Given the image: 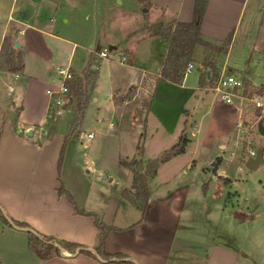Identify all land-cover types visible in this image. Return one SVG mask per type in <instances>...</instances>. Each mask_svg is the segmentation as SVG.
Here are the masks:
<instances>
[{
  "label": "crops",
  "instance_id": "0c3cea01",
  "mask_svg": "<svg viewBox=\"0 0 264 264\" xmlns=\"http://www.w3.org/2000/svg\"><path fill=\"white\" fill-rule=\"evenodd\" d=\"M157 4L174 24L193 19L195 0ZM15 11L12 2L0 29V50L14 29L17 36H24L18 40L24 51V68L18 71L15 89L20 108L0 131V204L5 211L42 234L89 247L96 244L92 214L96 213L112 227L105 250L127 254L138 264H264V256L257 250L247 252L206 232L208 216L215 210L221 217L222 203L237 194L231 186L244 153L235 127V107L218 99L206 80L200 81L205 65L207 75L209 68L242 71L254 86L264 87V80H256L255 72L256 67L264 68V0H207L200 21L202 40L219 44L232 32L231 40L224 52L214 50L206 62L202 43H197L192 54L197 71L192 69L179 82L161 74L168 41L153 35L155 28H148L152 22L106 38L107 45L120 44L118 49L126 55L122 62L95 55L93 50L102 45L98 34L94 35L96 43L82 45L77 54L79 34L68 29L55 32L60 28L57 25L40 27L23 19H17L21 25L16 28L9 21L14 20ZM20 13L26 16V11ZM62 20L72 21L70 16ZM28 26L34 30L29 37ZM35 41L40 48L32 51ZM67 63L83 78L88 67L96 69L87 105L95 109L93 124L104 140L95 155L86 150L95 144V134L81 129L84 118L70 130L67 106L56 117L50 116L54 99L46 89L58 81L56 65ZM103 96L107 101L100 103ZM258 114L263 123L264 112L257 110L250 116ZM30 128L32 135L27 134ZM181 134L187 138L184 151L161 162L147 177L148 198L141 208L132 194L131 161L137 160L139 151H143L141 160L158 156ZM79 139L82 152L77 148ZM216 157L220 161L213 168ZM220 181L223 185L216 184ZM60 183L73 201L59 192ZM28 239L25 229L0 218V264H112L65 248L61 254L41 259Z\"/></svg>",
  "mask_w": 264,
  "mask_h": 264
},
{
  "label": "rangeland",
  "instance_id": "374dc122",
  "mask_svg": "<svg viewBox=\"0 0 264 264\" xmlns=\"http://www.w3.org/2000/svg\"><path fill=\"white\" fill-rule=\"evenodd\" d=\"M160 1L162 0H0V29L8 19V13L13 2L14 5H16V11L14 13L12 12L14 20L9 21H12L16 28L21 25L17 19H23L24 21L31 22L40 27L47 26L48 28H51L49 27L51 25L53 29L54 26L57 25L60 28L56 29L55 32H59L58 30L61 29H68L72 33L79 34V37L77 38L78 54V52L82 50V45H88L86 43H91V45H93L97 42L94 39V35L97 34L99 38L98 41L102 44L99 47H104L110 46L107 45L106 41L108 36L119 37L128 29L136 28L144 23L152 22L151 25H148V28L150 29L156 24L154 30L168 25H174L169 17L164 16L163 9H157V3ZM20 10L26 11L25 17H21ZM67 16H70L72 21L64 22L62 20V18H66ZM53 17H55V19H52ZM33 31V28L28 26L27 37H29ZM16 33L17 30L14 29L10 35H7V48L9 51L12 50L15 55L21 56L24 61V51L21 48V44L20 46L15 44L16 40H23L24 36H17ZM130 34H132V32L128 33V35ZM103 35H105V37ZM153 35L158 36L159 41L161 38H164L155 32H153ZM36 42L37 41L32 43V51L40 48ZM119 45L120 44L117 43L115 47L113 46L117 49L111 53V59H118L121 52V50L118 49ZM211 46L212 45L209 43H202V48L205 51L203 62L208 60L209 55L214 54V50ZM190 61L194 62V59H190ZM201 69L204 71L205 65H203ZM196 71L197 68H193V73ZM239 72L242 76L247 77L244 72ZM255 72L257 73L256 80H264V68L256 67ZM14 73L16 74H13L12 71L8 69L6 56H3L0 61V131L4 121L7 119L14 120L20 108V102L15 96V89L19 78L18 74L20 72ZM90 83L91 82L84 81L85 88L88 89V91L90 89ZM11 87H13V89ZM259 88L264 89V87ZM72 98L74 106L70 107L72 106L70 105L72 102L67 105L68 111L71 112L69 113L71 114V120L69 122L70 130H73L75 118L79 115V112L76 111V97L73 96ZM100 100V103L106 102L107 98L103 96ZM89 105L90 104H86V110H84L85 113L82 116L84 119L81 129L84 131H94L95 137L92 143L95 144L86 148V150H89L91 155H95L97 154V146L100 142L102 143L104 137L101 136L98 130L94 127L93 123L96 121L97 116L95 114V109H90ZM150 117H152L151 112L149 113V118ZM255 117V115H252L249 120L252 121ZM251 129L252 131L249 133V136L252 139L251 146L258 149L263 145L264 149V134H260L254 126ZM243 133H248L246 128H244ZM239 140L241 141L240 150L244 153V156L241 158V168L235 170L234 174L236 181L231 186V189L238 190L237 194H231L229 198L222 203V208L224 210L221 217L220 213H215V210H213L204 224L206 223V232L212 234V236L214 235L216 240L237 247L241 246L245 251L250 253L254 252L253 250H257L264 256V162L260 163L259 166L254 169L246 167V151L249 146L244 144L242 137L239 138ZM76 143L78 144V150L82 152L84 150L82 145L83 142L79 139ZM149 146L152 148L153 142L152 144H149ZM161 151L162 150L157 151V153H160ZM142 155L143 151H139L137 154V160L132 166V174L136 171H144L146 172L147 180V177L151 176L153 172L152 168H149L148 166L149 160H141ZM138 162H141V167H137ZM217 183L223 185L224 182L220 181L216 182V184ZM132 194L133 196L138 197L140 202L143 201V196L140 195V197L139 191L134 187ZM237 208L240 209L242 212L241 214L238 213L239 210H237ZM249 214L251 215V218H248Z\"/></svg>",
  "mask_w": 264,
  "mask_h": 264
},
{
  "label": "trees",
  "instance_id": "16d2710c",
  "mask_svg": "<svg viewBox=\"0 0 264 264\" xmlns=\"http://www.w3.org/2000/svg\"><path fill=\"white\" fill-rule=\"evenodd\" d=\"M207 0H195L194 4V15L191 21H177L174 25H168L160 29L154 30L153 32L160 34L168 41V47L166 54L164 56L163 67L161 69V74L165 78L172 80L174 82H179L183 77V70L188 61L192 59V53L194 47L197 43L207 44L209 42L203 41L200 36V21L203 16L204 9ZM232 32L219 43L211 44L212 49L216 51H225L227 45L231 40ZM8 37L6 36L0 50V61L3 56H6V63L8 64V69L12 72L21 71L24 68V61L21 56H17L14 52L7 48ZM96 58V57H95ZM210 73V77L217 75V70L207 69ZM207 72L203 71L200 76V81L206 80ZM96 79V69L93 67H88V74L86 77H75L68 81L69 90L72 96L76 97V111L79 115L75 118L74 127L77 122L82 118L87 101L90 97L88 89L85 88L84 81L91 82L90 88ZM73 127V128H74ZM66 138L62 144L60 154H59V167L61 165ZM187 138L184 134L179 136L177 142L171 145L169 148L163 150L158 156L149 159L148 166L152 168L154 173L157 166L172 156L184 151ZM220 161V157H216L213 161V168L217 166ZM135 164V160L131 161ZM132 187L139 191V196H143V201L140 202L139 206L143 208L145 202L148 198V188L146 180V172L136 171L133 173L132 177ZM59 192L65 193L70 201H73L72 195L64 188L62 183L59 184ZM138 195V194H137ZM140 196V197H141ZM138 198V197H137ZM79 212L86 213L83 209L77 208ZM94 215V224L97 227L96 244L92 247L94 252L88 249L87 245L77 242H71L67 240H59L53 235L42 234L36 230L31 224L26 221L14 219V221L20 226L32 227L36 230L27 231L28 232V243L29 247L40 257L41 259H48L56 254H61L62 249L65 248L71 252L79 248V252L89 254L96 257L100 255L104 259H109L112 257H117V259L110 260L112 264H138L131 256L117 252L109 253L105 250V238L112 228L110 225L103 222L96 213ZM0 218L7 224L11 225L6 219L3 210L0 208Z\"/></svg>",
  "mask_w": 264,
  "mask_h": 264
},
{
  "label": "built area",
  "instance_id": "2783aa9c",
  "mask_svg": "<svg viewBox=\"0 0 264 264\" xmlns=\"http://www.w3.org/2000/svg\"><path fill=\"white\" fill-rule=\"evenodd\" d=\"M116 48L113 46L98 47L93 50L95 55L100 58H111V53ZM118 59L122 62L126 61V55L120 52ZM193 62L188 61L184 67L183 75L187 74L193 69ZM55 70L58 75V81L55 86H50L46 92L54 99V108L50 111V116L56 117L61 109L65 108L73 100L70 93L68 81L72 78L78 77V73L73 71L69 64H57ZM206 77L207 88L211 90L221 101L232 104L237 116L235 120V127L237 129L238 138H243L246 146H249L246 151L247 156H254L256 154L255 147L251 146V138L249 133L254 126L258 131V121L260 115L258 114L254 120H249V116L257 110L264 111V89L254 86L246 77L242 76L239 71L224 72L219 71L216 76ZM13 89V87H11ZM73 107V102L70 104ZM260 112V113H261ZM244 128L248 133H243ZM259 132V131H258ZM91 134L88 133V136Z\"/></svg>",
  "mask_w": 264,
  "mask_h": 264
},
{
  "label": "water",
  "instance_id": "95a60500",
  "mask_svg": "<svg viewBox=\"0 0 264 264\" xmlns=\"http://www.w3.org/2000/svg\"><path fill=\"white\" fill-rule=\"evenodd\" d=\"M22 14H24V12L22 13ZM156 27V24H154L153 25V28H155ZM15 44L16 45H18V46H20V42L18 41V40H16L15 41ZM98 47H99V45H98ZM97 47V48H98ZM93 66H95L94 64H93ZM257 127H258V131H259V133L260 134H264V124L262 123V119H260L259 121H258V125H257ZM34 133V131H33V129L32 128H30V129H28V131H27V134L28 135H32ZM262 162H264V155H263V148L262 147H259L258 149H257V151H256V154L254 155V156H251V157H249L246 161H245V165L247 166V167H249V168H256L260 163H262ZM137 167H141V162H138V165H137ZM210 175V173H207V176H209ZM0 208L3 210V212H4V215H5V217H6V219L8 220V222L12 225V226H14V227H18V228H22V229H25L26 231H33V232H36V230L34 229V228H32V227H28V226H20V225H18L15 221H14V219L5 211V209H4V207L0 204ZM88 249H90V250H92L93 252H94V249L92 248V247H87ZM77 251H79V248H77V249H75V251H73V252H77ZM96 257L97 258H99V259H104V258H102L100 255H96ZM114 259H117V257H112V258H109V259H107V260H114Z\"/></svg>",
  "mask_w": 264,
  "mask_h": 264
}]
</instances>
